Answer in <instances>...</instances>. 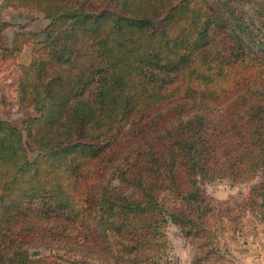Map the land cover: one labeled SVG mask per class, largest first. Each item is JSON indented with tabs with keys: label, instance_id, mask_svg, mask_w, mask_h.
<instances>
[{
	"label": "trees",
	"instance_id": "1",
	"mask_svg": "<svg viewBox=\"0 0 264 264\" xmlns=\"http://www.w3.org/2000/svg\"><path fill=\"white\" fill-rule=\"evenodd\" d=\"M13 1L49 22L0 29L34 110L0 115V264H167L169 223L233 264L201 183L261 175L264 223V0Z\"/></svg>",
	"mask_w": 264,
	"mask_h": 264
},
{
	"label": "rangeland",
	"instance_id": "2",
	"mask_svg": "<svg viewBox=\"0 0 264 264\" xmlns=\"http://www.w3.org/2000/svg\"><path fill=\"white\" fill-rule=\"evenodd\" d=\"M4 1L7 9L22 15V17L21 15L16 16L13 22H6L0 27L7 43L6 46L13 41L19 31H40L49 22L40 11L19 7L13 0H8L13 4ZM30 51L32 57V50L30 49ZM15 85L19 87V83H16L13 85L12 91H0V115L16 125L22 126V121L33 115L34 110L20 104L18 89L15 90ZM1 93L3 94L1 95ZM26 144L31 157L34 158L37 154L36 148L28 140ZM260 181L261 175L246 182H236L229 178H223L201 183V188L208 202L217 211L226 208L228 210V213H219L218 223L220 227H217L216 231L219 235L220 247L223 251L228 249L229 253L226 257L233 264H264V223L261 216L258 212L253 213L239 209V204L247 201L252 187ZM227 214L231 217L230 220L226 218L223 220L226 223L221 224L222 215ZM166 233L170 244L167 264H192L193 255L197 250L196 239L186 236L176 223H169ZM30 252L32 255L49 253L44 248H32Z\"/></svg>",
	"mask_w": 264,
	"mask_h": 264
},
{
	"label": "crops",
	"instance_id": "3",
	"mask_svg": "<svg viewBox=\"0 0 264 264\" xmlns=\"http://www.w3.org/2000/svg\"><path fill=\"white\" fill-rule=\"evenodd\" d=\"M10 4H13V3L10 2ZM20 15L21 14L19 13L15 14L10 9H7L5 1L0 0V27L6 22H13L14 18H16V16L19 17ZM19 27H22V26H19ZM16 59H17V62L21 64L30 63L31 61L30 47H25L22 52H19L16 56ZM16 83L17 84L20 83V70L18 66L4 60L2 56H0V91H4V90L12 91L13 85ZM14 87H15V90L18 89L16 85ZM2 94L3 93H1V95Z\"/></svg>",
	"mask_w": 264,
	"mask_h": 264
}]
</instances>
